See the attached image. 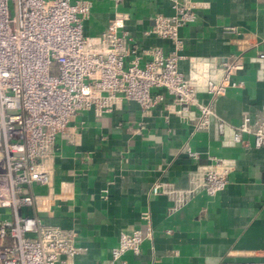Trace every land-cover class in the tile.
<instances>
[{"label": "crops", "instance_id": "crops-1", "mask_svg": "<svg viewBox=\"0 0 264 264\" xmlns=\"http://www.w3.org/2000/svg\"><path fill=\"white\" fill-rule=\"evenodd\" d=\"M91 1L86 34H100L122 11L129 15L125 30L131 44L172 47L150 31L157 14L173 12V0ZM192 1L197 18L181 28L185 57L179 67L188 76L193 60L214 59L222 73L228 58L242 54L243 68L233 78L243 86L230 87L215 99L200 94L236 125L245 112L255 115L264 108V60L259 59L264 52V0ZM167 98L150 112L128 99L101 115L78 112L71 123L74 141L58 136L52 184L31 186L38 205L28 212L75 230L76 243L84 248L76 264L263 262L264 146L246 149L226 143L215 119L208 129L195 131L171 111ZM244 137L253 141L251 134ZM211 155L235 162L226 188L216 195L200 191L175 207L164 190L187 188L190 172ZM157 182L162 192L154 194ZM144 211L151 213L153 237L144 241L140 253L128 251L112 262L121 232L138 227Z\"/></svg>", "mask_w": 264, "mask_h": 264}, {"label": "built area", "instance_id": "built-area-1", "mask_svg": "<svg viewBox=\"0 0 264 264\" xmlns=\"http://www.w3.org/2000/svg\"><path fill=\"white\" fill-rule=\"evenodd\" d=\"M113 1L119 5L125 0ZM92 6L91 0H0V264H76L84 252L75 230L28 212L38 205L31 186L52 184L57 138L74 141L71 123L80 111L101 115L128 99L150 112L169 96L171 111L195 131L208 129L215 119L226 143L264 146V108L255 115L245 112L233 125L200 96L215 99L230 87L243 86L233 78L243 68L241 53L223 63L222 73L214 59L193 60L188 76L179 67L185 57L181 28L197 18L192 0H173L172 13L155 17L150 32L170 41L169 50L131 44L125 30L129 15L122 11L100 34H86ZM259 59L264 60V52ZM235 167L233 159L211 155L190 172L187 188L164 191L175 207L200 191L216 195ZM161 187L155 183L152 192L159 194ZM141 218L138 227L121 232L112 262L128 251L140 253L144 241L153 237L151 213L144 211Z\"/></svg>", "mask_w": 264, "mask_h": 264}]
</instances>
